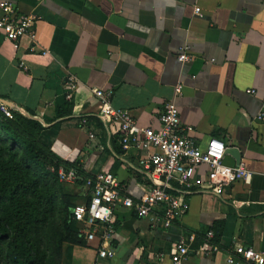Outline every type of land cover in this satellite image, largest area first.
Listing matches in <instances>:
<instances>
[{"label":"crops","instance_id":"0c3cea01","mask_svg":"<svg viewBox=\"0 0 264 264\" xmlns=\"http://www.w3.org/2000/svg\"><path fill=\"white\" fill-rule=\"evenodd\" d=\"M2 1L37 20L33 41L14 46L0 33V100L36 120L38 142L74 171V182H61L71 211L95 172H110L133 199L149 183L144 152L121 148L94 88L111 90L112 105L141 126L158 127L172 100L189 136L202 147L222 140L223 162L241 157L251 172L220 192L182 193L187 211L168 227L120 206L109 235L98 222L89 240L76 222L82 240L62 243L59 264H171L180 238L190 243L187 264H229L236 244L264 253V0ZM101 246L113 255L99 257Z\"/></svg>","mask_w":264,"mask_h":264},{"label":"built area","instance_id":"2783aa9c","mask_svg":"<svg viewBox=\"0 0 264 264\" xmlns=\"http://www.w3.org/2000/svg\"><path fill=\"white\" fill-rule=\"evenodd\" d=\"M0 10V33L14 46L25 36L31 41L36 38V14H18L14 6L6 1L0 2ZM188 58L186 52L178 56L180 61ZM180 89L181 85L177 84L175 91L179 93ZM92 93L98 101L100 118L106 123L116 124L121 148L124 151L136 148L144 152L138 163L149 183L141 195L133 199L118 190L116 179L110 172H95L87 178L88 199L75 204L71 216L82 225L79 231L87 239L94 237V227L98 222L103 224L105 235L113 232V212L118 206L131 210L138 217L150 216L153 221H160L164 227H168L187 211L182 193L195 190L220 192L238 180L250 181L251 172L241 157L233 166L223 162L226 145L222 140L210 138L202 147L187 134L190 127L182 124L172 100L163 105L158 116V127L141 126L127 110L112 105L111 90L94 88ZM0 111L4 116L12 117V110L2 100ZM256 118L264 120V113H259ZM57 177L60 182L76 180L74 171L61 165L57 169ZM207 235L212 237L211 232ZM189 245L185 238H180L174 244L171 264H187ZM209 250L216 251L217 248L210 245ZM113 253L104 246L98 250L101 258L111 257ZM233 253L226 258L229 264H264V253L260 250L236 244Z\"/></svg>","mask_w":264,"mask_h":264},{"label":"trees","instance_id":"16d2710c","mask_svg":"<svg viewBox=\"0 0 264 264\" xmlns=\"http://www.w3.org/2000/svg\"><path fill=\"white\" fill-rule=\"evenodd\" d=\"M39 129L28 116L0 111V264H59L62 243L82 240L59 160L36 139Z\"/></svg>","mask_w":264,"mask_h":264}]
</instances>
